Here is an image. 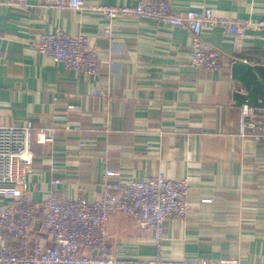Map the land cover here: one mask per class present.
Returning a JSON list of instances; mask_svg holds the SVG:
<instances>
[{
	"label": "crops",
	"instance_id": "obj_1",
	"mask_svg": "<svg viewBox=\"0 0 264 264\" xmlns=\"http://www.w3.org/2000/svg\"><path fill=\"white\" fill-rule=\"evenodd\" d=\"M28 2L30 9L20 10L0 0V125L34 127L31 198H45L57 177L61 196L83 193L93 201L107 166L137 180L164 171L188 179L190 212L165 222L159 246L151 230L114 209L107 226L112 256H234L264 264V140L240 134L237 92L245 89L232 75L237 58L264 64V26L248 28L239 43L222 26L204 28L202 39L225 64L209 70L192 65V34L180 26L120 16L112 20L114 39L106 37L107 21L95 7L137 0H85V8L64 10L51 0ZM171 3L177 11L210 7L264 20V0ZM58 28L88 37L100 60L96 74L68 69L38 50V34ZM45 130L55 132L52 142L38 140Z\"/></svg>",
	"mask_w": 264,
	"mask_h": 264
},
{
	"label": "built area",
	"instance_id": "obj_2",
	"mask_svg": "<svg viewBox=\"0 0 264 264\" xmlns=\"http://www.w3.org/2000/svg\"><path fill=\"white\" fill-rule=\"evenodd\" d=\"M51 1L59 10L86 7L85 0ZM9 3L20 10L31 6L28 0H9ZM95 8L107 21L105 36L110 40L114 39L112 20L120 16L152 19L188 29L192 34V65L209 70H221L225 64L220 51L202 39L204 28L222 26L238 42L248 28L264 26V20L231 18L216 14L210 7L177 11L171 0H137L134 5L100 4ZM36 46L68 69L89 75L99 71L98 55L82 32L69 34L60 28L43 31L36 38ZM95 92L106 94L103 89ZM241 112V136L264 140V108L243 104ZM34 135L30 121L0 125V264H242L234 256H155L144 260L112 256L107 227L112 211L119 208L140 226L151 230L160 246L165 222L182 218L191 210L188 179L173 178L159 171L137 180L122 177L119 170L107 166L100 196L95 200L88 201L83 193L75 199L64 198L56 187L62 180L55 177L51 180L50 193L37 202L27 191V177L35 155ZM38 135L41 142H52L55 138L53 130ZM43 237L51 243L44 245Z\"/></svg>",
	"mask_w": 264,
	"mask_h": 264
},
{
	"label": "water",
	"instance_id": "obj_3",
	"mask_svg": "<svg viewBox=\"0 0 264 264\" xmlns=\"http://www.w3.org/2000/svg\"><path fill=\"white\" fill-rule=\"evenodd\" d=\"M232 75L245 89L244 93L237 92L240 104L264 108V64H254L237 58L232 63ZM39 226L40 221L37 222V227Z\"/></svg>",
	"mask_w": 264,
	"mask_h": 264
}]
</instances>
